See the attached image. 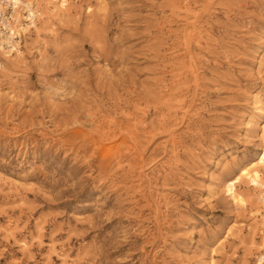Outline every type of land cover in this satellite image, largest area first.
Masks as SVG:
<instances>
[{
    "label": "rangeland",
    "instance_id": "obj_1",
    "mask_svg": "<svg viewBox=\"0 0 264 264\" xmlns=\"http://www.w3.org/2000/svg\"><path fill=\"white\" fill-rule=\"evenodd\" d=\"M22 2L0 264H264V0Z\"/></svg>",
    "mask_w": 264,
    "mask_h": 264
},
{
    "label": "bare ground",
    "instance_id": "obj_2",
    "mask_svg": "<svg viewBox=\"0 0 264 264\" xmlns=\"http://www.w3.org/2000/svg\"><path fill=\"white\" fill-rule=\"evenodd\" d=\"M72 0H61V4L64 7L69 6L70 2ZM7 3L8 6L11 7L12 9V17L10 21L8 22H0V60H1V53L2 56L5 58H10L13 53H17L18 55H20V51L16 48L19 44V42H17V38L20 37L22 35V32L27 31L29 28L35 27L36 28V18H37V14L33 9V4L29 3V4H24L22 2V0H6L5 1ZM20 5H23L27 16V19L29 22V24L23 28L24 31H22V27H16V8L19 7ZM2 9V6L0 4V10ZM19 10V8H18ZM68 10V9H67ZM17 16H19V13L17 14ZM0 69H6L5 68V63L1 61L0 63ZM263 110V109H262ZM262 162H264V148H263V152L261 154V160ZM256 164H254L253 166H251V169L255 167ZM258 187L259 189H261V191H264V184L262 183H258ZM262 195L260 196L259 200L260 202L263 204L264 206V196H263V192L261 193ZM235 202L237 203V205H239V207L246 209L248 207V203L247 201L241 196V195H236L235 196ZM253 204V203H252ZM258 211V210H257ZM262 247L264 248V239H263V243H262Z\"/></svg>",
    "mask_w": 264,
    "mask_h": 264
},
{
    "label": "built area",
    "instance_id": "obj_3",
    "mask_svg": "<svg viewBox=\"0 0 264 264\" xmlns=\"http://www.w3.org/2000/svg\"><path fill=\"white\" fill-rule=\"evenodd\" d=\"M0 4L2 6V9L0 10V22L10 21L12 14L9 12L8 8H6L7 3L5 1L0 0ZM9 8H11V7H9Z\"/></svg>",
    "mask_w": 264,
    "mask_h": 264
}]
</instances>
